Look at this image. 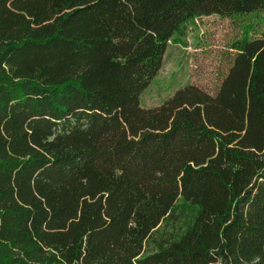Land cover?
I'll use <instances>...</instances> for the list:
<instances>
[{
    "label": "trees",
    "instance_id": "obj_1",
    "mask_svg": "<svg viewBox=\"0 0 264 264\" xmlns=\"http://www.w3.org/2000/svg\"><path fill=\"white\" fill-rule=\"evenodd\" d=\"M251 12L0 0V264H264V38L213 94L138 102L187 24Z\"/></svg>",
    "mask_w": 264,
    "mask_h": 264
},
{
    "label": "rangeland",
    "instance_id": "obj_2",
    "mask_svg": "<svg viewBox=\"0 0 264 264\" xmlns=\"http://www.w3.org/2000/svg\"><path fill=\"white\" fill-rule=\"evenodd\" d=\"M244 36L264 38V12L195 18L179 41L168 43L159 71L139 95V106H158L187 84L213 94L231 64L229 45Z\"/></svg>",
    "mask_w": 264,
    "mask_h": 264
}]
</instances>
